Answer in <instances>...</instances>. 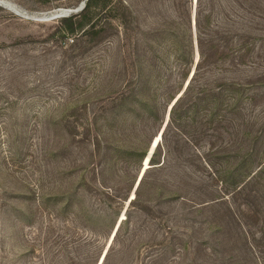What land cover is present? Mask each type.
Masks as SVG:
<instances>
[{
    "label": "rangeland",
    "instance_id": "1",
    "mask_svg": "<svg viewBox=\"0 0 264 264\" xmlns=\"http://www.w3.org/2000/svg\"><path fill=\"white\" fill-rule=\"evenodd\" d=\"M83 2L0 0V264H100L130 214L109 260L122 264L146 256L178 210L167 202L171 171L141 155L198 61V0H113L118 18L99 21L102 41L75 49L56 15ZM142 176L146 212L131 203ZM225 202L194 220L198 264H264V206ZM131 243L142 252H127Z\"/></svg>",
    "mask_w": 264,
    "mask_h": 264
},
{
    "label": "trees",
    "instance_id": "2",
    "mask_svg": "<svg viewBox=\"0 0 264 264\" xmlns=\"http://www.w3.org/2000/svg\"><path fill=\"white\" fill-rule=\"evenodd\" d=\"M83 1L81 11L59 19L60 32L74 37L75 49L80 43L99 44L108 32L99 21L118 18L115 8L107 9L113 0ZM194 26L198 61L170 110L149 168L171 171L167 202L178 210L162 233L155 231L146 256L139 254L143 243H131L125 249L139 255L122 264H198L203 248L194 223L198 215L219 202L225 205L228 196H244L241 206L252 213L264 206V0H198ZM178 154L184 157L181 170ZM145 184L143 176L131 200L144 212L147 200L140 191ZM163 187L158 181L149 185L157 188L158 198ZM131 222L128 214L114 233L115 223L112 245ZM112 245L101 264H109Z\"/></svg>",
    "mask_w": 264,
    "mask_h": 264
},
{
    "label": "water",
    "instance_id": "3",
    "mask_svg": "<svg viewBox=\"0 0 264 264\" xmlns=\"http://www.w3.org/2000/svg\"><path fill=\"white\" fill-rule=\"evenodd\" d=\"M84 6H85V1L83 2V4L80 7H78L74 11L73 10H62V11H60V13H58L56 15V17H66V16H69L73 12L76 13L78 11H81L84 8ZM154 143H155V140H154L151 148L149 149V152H148L146 158L149 157V159H151V157L153 156V154H154V152L156 150V148L154 146ZM138 184H139V182H138Z\"/></svg>",
    "mask_w": 264,
    "mask_h": 264
},
{
    "label": "bare ground",
    "instance_id": "4",
    "mask_svg": "<svg viewBox=\"0 0 264 264\" xmlns=\"http://www.w3.org/2000/svg\"><path fill=\"white\" fill-rule=\"evenodd\" d=\"M163 132V131H162ZM158 137H160V139H158ZM158 137H156L155 138V143H154V146H155V148H157V146H158V144L160 143V141H161V139H162V133L161 134H159V136ZM158 139V140H157ZM145 165L148 167L149 165H147V164H150V159H149V157H147V158H145ZM146 166H145V168H146ZM144 174V173H143ZM142 174V175H143ZM143 177V176H142ZM142 177H141V179H142ZM105 257V256H104ZM104 259V258H103ZM103 259H102V261H103ZM100 264H101V262H100Z\"/></svg>",
    "mask_w": 264,
    "mask_h": 264
}]
</instances>
